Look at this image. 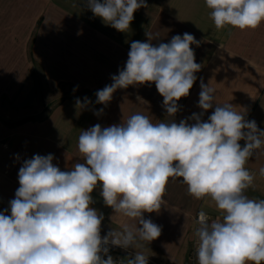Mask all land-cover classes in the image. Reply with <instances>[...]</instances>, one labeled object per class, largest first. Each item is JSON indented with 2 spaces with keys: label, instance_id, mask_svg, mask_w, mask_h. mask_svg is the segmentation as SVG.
I'll return each instance as SVG.
<instances>
[{
  "label": "clouds",
  "instance_id": "obj_1",
  "mask_svg": "<svg viewBox=\"0 0 264 264\" xmlns=\"http://www.w3.org/2000/svg\"><path fill=\"white\" fill-rule=\"evenodd\" d=\"M80 2L106 26L124 33L134 13L148 7L146 0ZM204 3L216 30H254L264 22V0ZM145 35L147 42L130 43L125 65L95 93V103L106 107L118 89L154 83L171 119L153 123L136 113L120 124L82 130L77 148L83 162L66 170L53 163L51 153L23 160L15 196L0 211V264H148L142 251L125 260L114 259L110 249L142 248L141 241L150 243L161 235L162 226L144 214L159 212L166 186L176 178H182L190 196L214 205L222 217L198 213V264H264V199L246 195L255 179L246 164L264 155V130L246 118V110L216 103V90L202 80L201 111L177 122L178 101L189 96L202 68L191 47L200 41L185 32L154 45L159 32ZM91 103L88 97L77 98L75 106L84 109ZM258 172L264 176V166ZM97 187L104 205L113 210L111 221L124 216L135 223H124L120 230L111 227L102 236L104 214L92 207Z\"/></svg>",
  "mask_w": 264,
  "mask_h": 264
},
{
  "label": "crops",
  "instance_id": "obj_2",
  "mask_svg": "<svg viewBox=\"0 0 264 264\" xmlns=\"http://www.w3.org/2000/svg\"><path fill=\"white\" fill-rule=\"evenodd\" d=\"M146 3L148 7L134 13L130 30L124 33L106 26L80 0H0V103L9 107L4 111L6 116L19 117L10 120L0 114V211L15 196L23 160L51 153L53 163L66 170L83 162L77 148L82 130L96 124H120L136 113L147 115L153 123L171 119L162 108L163 97L154 83L118 89L106 107L95 103V93L111 84V76L125 65L130 43L147 42L146 32H159L154 45L168 43L174 35L185 32L200 41L199 46L191 47L202 68L189 96L178 101L181 110L175 116L177 122L201 111L197 104L202 80L216 90V103H231L239 112L246 110V118L264 130V22L254 30H216L204 0ZM38 69L44 91L52 95L47 113L41 115L38 112L46 107L40 102L47 97L46 92L44 99L41 97ZM84 97L92 103L77 109L76 99ZM101 108L103 113L95 115ZM212 111L205 112L203 119ZM262 166L264 155L254 156L246 164L255 175L254 188L246 191L250 198L264 199V176L258 172ZM181 181L170 179L159 212L144 214L162 226L161 235L150 243L141 241L142 248L112 247L110 255L128 257L133 251H142L155 264H188L196 214L205 211L220 216V212L207 201L190 196ZM92 196V207L105 217L102 236L111 227L120 230L124 223H135L124 216H114L111 221L113 210L104 205L99 187Z\"/></svg>",
  "mask_w": 264,
  "mask_h": 264
},
{
  "label": "rangeland",
  "instance_id": "obj_3",
  "mask_svg": "<svg viewBox=\"0 0 264 264\" xmlns=\"http://www.w3.org/2000/svg\"><path fill=\"white\" fill-rule=\"evenodd\" d=\"M36 74H37V80H38V87L40 89V92L42 93L41 97L43 98V93L46 92V99L45 100H41L40 102V106H45V111L43 112H38L39 115L41 114H44V113H47L46 110L49 108V105H50V99H51V94L49 93V91H44V89L46 90V88L43 86V78H42V72L38 69L36 71ZM44 95V96H45ZM58 98V97H57ZM44 99V98H43ZM11 109V108H10ZM5 110H9V107L6 105V103L2 102L0 103V114L3 113L5 116H6V112L4 113ZM37 113V112H36ZM36 115V114H35ZM38 116V115H36ZM8 117V116H6ZM39 117V116H38ZM1 118V117H0ZM19 118L18 115H10V117H8L7 119H10V120H13V119H17Z\"/></svg>",
  "mask_w": 264,
  "mask_h": 264
},
{
  "label": "built area",
  "instance_id": "obj_4",
  "mask_svg": "<svg viewBox=\"0 0 264 264\" xmlns=\"http://www.w3.org/2000/svg\"><path fill=\"white\" fill-rule=\"evenodd\" d=\"M198 213L195 216V229L197 227L196 221L198 219ZM208 215L210 216L211 219L222 218L221 216H218V215H212V214H208ZM196 248H197V237L194 235L193 236L192 243H191V246H190L188 264H198L197 254H196ZM113 258L114 259H125V260L127 259V257L126 256H123V255L113 256ZM148 264H155V263L154 262H151V261H148Z\"/></svg>",
  "mask_w": 264,
  "mask_h": 264
}]
</instances>
